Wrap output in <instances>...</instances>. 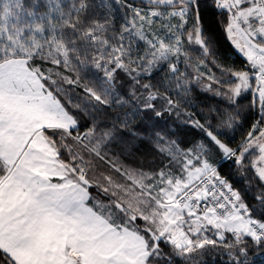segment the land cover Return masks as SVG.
Segmentation results:
<instances>
[{"label": "snow or ice", "instance_id": "snow-or-ice-1", "mask_svg": "<svg viewBox=\"0 0 264 264\" xmlns=\"http://www.w3.org/2000/svg\"><path fill=\"white\" fill-rule=\"evenodd\" d=\"M257 249L264 0H0V264Z\"/></svg>", "mask_w": 264, "mask_h": 264}, {"label": "trees", "instance_id": "trees-1", "mask_svg": "<svg viewBox=\"0 0 264 264\" xmlns=\"http://www.w3.org/2000/svg\"><path fill=\"white\" fill-rule=\"evenodd\" d=\"M219 45L221 47V50L228 53L230 57V62L235 63L237 65L241 64L242 62L245 61V58L239 55L235 48L233 47L232 43L228 39L226 33L225 34H220L219 35ZM211 67L212 72H214L217 76L220 75V71L218 68ZM211 96V93L208 94ZM246 103L250 102L253 99L252 93H247L246 94ZM259 118V103L256 104L254 114L249 115L248 117V122L251 123L253 120ZM247 127V125H246ZM237 139H239V136H237ZM231 179V177H230ZM239 186V184H237ZM249 259L253 261V264H264V253H262L260 250H255L251 251L249 253Z\"/></svg>", "mask_w": 264, "mask_h": 264}, {"label": "rangeland", "instance_id": "rangeland-1", "mask_svg": "<svg viewBox=\"0 0 264 264\" xmlns=\"http://www.w3.org/2000/svg\"><path fill=\"white\" fill-rule=\"evenodd\" d=\"M231 42V41H230ZM233 45V44H232ZM233 47H234V45H233ZM235 48V47H234ZM235 50H236V52L239 54V55H241L242 57H244L243 55H242V53H240L236 48H235ZM245 58V57H244ZM257 96H258V94H257Z\"/></svg>", "mask_w": 264, "mask_h": 264}]
</instances>
